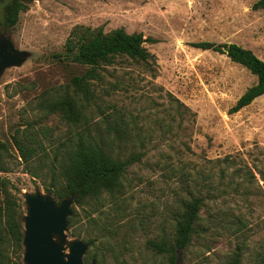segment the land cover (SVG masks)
Listing matches in <instances>:
<instances>
[{
  "label": "rangeland",
  "instance_id": "374dc122",
  "mask_svg": "<svg viewBox=\"0 0 264 264\" xmlns=\"http://www.w3.org/2000/svg\"><path fill=\"white\" fill-rule=\"evenodd\" d=\"M255 1H33L7 32L25 55L0 76V139L9 147L0 204L4 184L25 215L29 193L61 201V156L84 133L102 138L115 158L141 159L123 173L119 191L72 203L66 252L75 240L94 239L90 251L104 264H171L147 243H173L184 203L203 194L191 243L179 249L182 263L229 264L241 246L242 264H264V95L229 114L257 76L226 53L192 45L237 43L264 60V9L254 10ZM80 25L142 32L153 57H114L97 69L87 97L72 81L88 66L56 56ZM20 129L42 143L29 161L13 144ZM4 250L5 264L17 259L13 243Z\"/></svg>",
  "mask_w": 264,
  "mask_h": 264
},
{
  "label": "trees",
  "instance_id": "16d2710c",
  "mask_svg": "<svg viewBox=\"0 0 264 264\" xmlns=\"http://www.w3.org/2000/svg\"><path fill=\"white\" fill-rule=\"evenodd\" d=\"M36 0H0V17L3 22L2 31L7 32L15 28L22 12L28 10ZM252 8L264 9V0H256ZM148 39V38H147ZM142 32L129 33L124 28H116L109 33L103 29H91L83 25L75 27L66 42V48L62 53L56 54L59 60L74 62L88 66L81 76H75L72 83L85 94L90 95V80L98 76L97 69L104 64L112 63L114 57L127 55L132 59L149 62L153 57L144 45L147 40ZM152 40V39H149ZM193 46L201 49H211L226 53L232 61L246 67L258 80L250 86L228 110L234 114L250 105L255 99L264 95V60L252 49L237 43H216L213 41H197ZM228 46V51L225 47ZM65 105H71L70 100L64 101ZM61 108V107H58ZM22 132V133H21ZM84 132V131H83ZM102 138L100 139L102 143ZM91 135L89 140L84 133H78L73 147L66 155L61 156V174L66 179V184L57 191L61 201L73 197L75 203L82 204L90 197H96L103 192L114 193L121 188V177L127 168L141 155H135L127 159L113 157L107 149ZM13 144L24 161H29L37 153L39 143L29 129L17 130L13 135ZM9 152L6 142L0 139V172L8 169L5 156ZM58 155V153H57ZM226 159V158H225ZM50 190V189H49ZM207 197L203 194L191 197L184 203V212L177 224L173 243L163 238L151 239L148 247L163 254H167L170 263L176 264L180 250L189 246L196 225L200 219V212ZM60 200H56L59 204ZM25 211L23 205L4 184V202L0 204V264H5L6 252L4 245L13 243L17 259L11 264H21L18 258L24 254V220ZM75 213L68 217V227L74 225ZM95 242L90 239L88 251L84 261H96L104 264L103 259L90 251V246ZM242 247L238 246L234 251L229 264H242Z\"/></svg>",
  "mask_w": 264,
  "mask_h": 264
},
{
  "label": "water",
  "instance_id": "95a60500",
  "mask_svg": "<svg viewBox=\"0 0 264 264\" xmlns=\"http://www.w3.org/2000/svg\"><path fill=\"white\" fill-rule=\"evenodd\" d=\"M225 51H228L226 46ZM25 53L18 50L10 37L0 28V76L4 69L22 62ZM28 212L24 215V263L23 264H85L84 257L89 245L75 240L66 252L68 217L72 215L74 198H65L57 203L51 195L40 191L26 195ZM56 237L60 242L56 241ZM91 264H97L92 261ZM176 264H183L181 255Z\"/></svg>",
  "mask_w": 264,
  "mask_h": 264
}]
</instances>
